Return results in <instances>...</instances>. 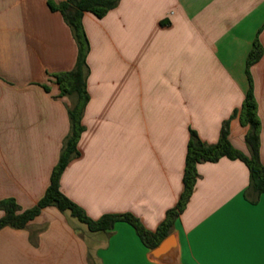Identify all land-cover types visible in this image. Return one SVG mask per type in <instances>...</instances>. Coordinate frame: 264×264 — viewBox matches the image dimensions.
Wrapping results in <instances>:
<instances>
[{"label": "crops", "instance_id": "obj_1", "mask_svg": "<svg viewBox=\"0 0 264 264\" xmlns=\"http://www.w3.org/2000/svg\"><path fill=\"white\" fill-rule=\"evenodd\" d=\"M83 24L90 100L79 156L60 184L89 217L131 213L159 228L184 190L190 130L216 144L242 107L256 41L263 54L250 75L264 165V0H120L101 19L85 13ZM77 57L48 0H0V200L30 209L50 185L72 105L55 76ZM247 129L235 118L229 138L249 154ZM197 172L185 210L154 249L128 223L92 233L48 207L25 229L0 230V264H264V194L248 193L246 164L222 158Z\"/></svg>", "mask_w": 264, "mask_h": 264}, {"label": "trees", "instance_id": "obj_2", "mask_svg": "<svg viewBox=\"0 0 264 264\" xmlns=\"http://www.w3.org/2000/svg\"><path fill=\"white\" fill-rule=\"evenodd\" d=\"M120 0H66L60 4L48 0L52 11H59L72 30L78 46L77 62L73 70L55 76L60 88V96L71 99L69 107L70 132L63 142L61 154L54 167L50 185L44 196L32 208L23 210L14 198L0 200V230L5 227L25 229L48 207H55L61 212H69L74 218L85 224L92 233L112 231L119 222L130 224L149 249L156 248L161 241L173 230L175 221L185 210L196 186L199 174L197 166L201 163H215L222 158L241 160L250 172L248 193L259 197L264 194V165L260 156V129L258 105L254 95V84L250 75V67L257 63L263 54L258 41L255 42L247 59L246 73L249 80V89L243 105L236 109L231 117L224 122L220 138L216 144L208 145L202 142L194 130H190L186 165L183 176L184 190L175 206L167 212L164 222L155 231L147 230L141 221L131 213L105 214L99 219H92L86 211L68 198L61 190V177L68 164L79 156L78 142L85 130L83 116L90 100L88 93L89 67L87 57L90 52V42L84 28L85 13H92L98 18L105 17L108 12L115 9ZM46 89H48L45 86ZM238 118L241 125L248 128L245 141L249 154L237 149L230 141V123Z\"/></svg>", "mask_w": 264, "mask_h": 264}, {"label": "water", "instance_id": "obj_3", "mask_svg": "<svg viewBox=\"0 0 264 264\" xmlns=\"http://www.w3.org/2000/svg\"><path fill=\"white\" fill-rule=\"evenodd\" d=\"M168 241L169 240H166L160 247H159V249L158 250H156L155 252H158V251H160V250H162V247H164L167 243H168ZM154 252V253H155Z\"/></svg>", "mask_w": 264, "mask_h": 264}]
</instances>
